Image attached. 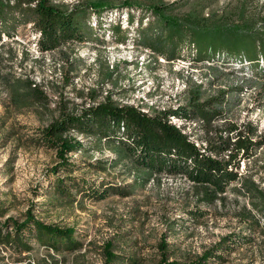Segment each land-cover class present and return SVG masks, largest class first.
I'll return each instance as SVG.
<instances>
[{
    "label": "rangeland",
    "instance_id": "374dc122",
    "mask_svg": "<svg viewBox=\"0 0 264 264\" xmlns=\"http://www.w3.org/2000/svg\"><path fill=\"white\" fill-rule=\"evenodd\" d=\"M55 1L81 5L86 0ZM105 1L121 5L124 0ZM163 3L178 14H212V19L231 18L233 24L249 20L259 29L264 26V0ZM90 11L92 34L81 44L53 51L37 50L32 23L17 13L7 16L6 31L0 32V225L7 219L20 223L30 214L45 224L72 229L73 238L79 241L76 248L59 246L55 250L39 242L34 231L24 230V245L0 243V264H192L200 263L204 253L224 241L231 249L214 248L213 253L221 259L211 256L208 264H264V201L240 182L229 185L220 199L206 203L200 200L201 189L185 177L160 174L144 182L126 161L109 165L115 154L103 141L98 144L72 132L70 135L87 145L88 154L82 158L81 153H74L75 159H83L82 166L67 172L58 169L57 175L74 178L79 187L85 181L86 187L108 185L125 194L109 192L106 198L95 200L71 188L72 197L53 207L49 204L52 199L40 193L54 178L49 170L57 163L54 150L41 140L42 129L107 96L152 112L183 105L192 91L199 93L201 101L225 91L222 116L212 122L209 132L198 121L189 123L186 131L191 139L203 145L206 137H226L229 124L255 130L264 139L262 71L226 56L197 59L194 51L187 53L185 47L179 58L168 59L161 55V45L152 35L147 40L138 36L136 19L130 24L124 12L97 18ZM133 13L138 16L141 12L134 9ZM145 16L151 18L150 12ZM116 25L120 27L118 35L110 30ZM14 86L24 96L22 100ZM171 120L177 125L184 123ZM230 137L235 139V134ZM96 159H105V170L95 172L87 167V162ZM238 171L244 183L264 193V144L249 161L240 162ZM192 209L204 215L195 217L199 213H190ZM253 221L259 232L249 230ZM233 234L237 238L231 241ZM241 236H252V240L245 242ZM108 244V251L117 255L119 262H107Z\"/></svg>",
    "mask_w": 264,
    "mask_h": 264
},
{
    "label": "trees",
    "instance_id": "16d2710c",
    "mask_svg": "<svg viewBox=\"0 0 264 264\" xmlns=\"http://www.w3.org/2000/svg\"><path fill=\"white\" fill-rule=\"evenodd\" d=\"M134 9H139L141 13L136 16ZM90 10L97 18L113 12H124L130 24L136 19L139 25L136 30L138 36L147 40L152 35L151 38L161 45V55L168 59L179 58L180 50L185 47L187 53L194 51L197 59L209 60L216 55L226 56L246 62L248 66H254L264 74V26L259 29L249 20L233 24L229 21L231 18L223 16L212 19V14L207 17L192 12L178 14L173 8L165 6L163 0H124L121 5L110 4L105 0H86L81 5L55 0H0V32L6 26L7 16L17 13L32 23V28L37 34V50L53 51L64 45L81 44L92 34L89 26ZM147 12H150L151 18L145 16ZM242 15L243 12L240 17ZM110 30L114 35H118L120 27L116 25ZM14 88L17 98L22 100L24 96L19 95V89L14 86L13 90ZM195 92L192 91L186 97L185 103L175 109H152V112L145 111L140 106L117 103L107 96L104 101L84 108L78 114L67 113L51 122L42 129L41 140L54 150L57 163L49 170L54 178L49 180L40 193L52 199L49 204L53 207H57L61 200L72 197L71 188H78L83 196L89 195L95 200L106 198L109 192L125 194L121 189L108 185L102 189L86 187L85 181H81L82 185L79 187L74 178H61L57 175L58 169L67 172L82 166L80 160L83 159L78 161L73 157L74 153H81L82 158L88 154L87 145L77 136L70 135L75 132L78 136L91 138L98 144L103 141L115 154L109 165L116 166L126 161L144 182L160 174L183 176L201 189L200 200L206 203L220 199L227 192L229 185L240 182L258 192L264 201V193L257 191V188L247 181L244 183L238 171L240 162L249 161L255 151L264 144L263 135L258 137L255 130L247 131L245 126L229 124L225 129L229 133L226 137H206L202 141L203 145L196 144L191 139V133L186 131L187 125L198 121L207 132L211 131L212 122L222 116L220 105L226 92L221 91L203 101L200 100L199 93ZM235 93L236 91L230 94ZM38 94L41 100V92ZM171 117L184 123L177 125L171 121ZM230 133L235 134V139L230 137ZM86 165L95 172L106 169L105 159L89 161ZM196 210L192 209L190 213ZM198 213H195V217L204 215L203 211ZM252 224L249 230L259 232L255 221ZM24 230L34 231V237L39 242L55 250L59 249V246L76 248L79 245V241L73 238L72 229L45 224L30 214L20 223L7 219L0 225V243L24 245L25 241L21 239ZM261 231L264 234V230ZM251 237L240 238L250 242ZM236 238L237 234H233L229 240L234 241ZM109 245L106 247L107 262H119V257L108 251ZM217 247L231 249L230 244L224 241L223 245L218 244L204 253L200 263L192 264H208L207 259H212L211 256L221 259L213 253ZM165 252L166 250L163 251L164 258Z\"/></svg>",
    "mask_w": 264,
    "mask_h": 264
},
{
    "label": "built area",
    "instance_id": "2783aa9c",
    "mask_svg": "<svg viewBox=\"0 0 264 264\" xmlns=\"http://www.w3.org/2000/svg\"><path fill=\"white\" fill-rule=\"evenodd\" d=\"M172 118H174V117H171V119H172ZM175 119H176V118H175ZM176 120H178V119H176ZM171 121L174 122L173 120H171ZM178 121H180V120H178ZM174 123H175V122H174Z\"/></svg>",
    "mask_w": 264,
    "mask_h": 264
}]
</instances>
